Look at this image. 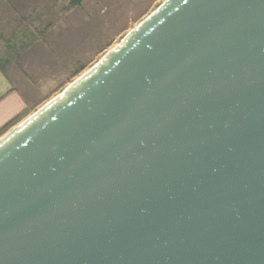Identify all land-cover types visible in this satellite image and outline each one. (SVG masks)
I'll return each instance as SVG.
<instances>
[{"label": "water", "instance_id": "1", "mask_svg": "<svg viewBox=\"0 0 264 264\" xmlns=\"http://www.w3.org/2000/svg\"><path fill=\"white\" fill-rule=\"evenodd\" d=\"M0 264H264V0H164L0 137Z\"/></svg>", "mask_w": 264, "mask_h": 264}, {"label": "rangeland", "instance_id": "2", "mask_svg": "<svg viewBox=\"0 0 264 264\" xmlns=\"http://www.w3.org/2000/svg\"><path fill=\"white\" fill-rule=\"evenodd\" d=\"M163 1L47 0L45 5L38 3L39 6L41 5L40 8L44 7V15H38V17L34 15V12L39 14L37 13L40 11L39 7L35 8L29 1L26 4L27 14L21 22V26L26 25L27 27L23 35L18 37V32L11 34L5 30L0 32V57L9 51L8 53H11L14 58L23 48L13 47L17 46L18 41H21L24 36L29 46H32L35 40H40L42 46L46 47H44L45 56L41 63L25 65L28 74L29 96L37 103L33 109H30L28 115L93 66ZM63 7H69L68 14L61 12ZM59 8L60 20L56 24L53 20L58 17ZM48 18L50 20L47 22ZM51 19H53V24ZM48 24L52 26L49 28ZM43 25H45L44 29L48 27L44 32L34 31L35 29L43 30ZM7 41H12L11 47H7ZM28 60L31 62L32 57L30 56ZM0 62L4 67L10 65L7 64L8 62L6 64Z\"/></svg>", "mask_w": 264, "mask_h": 264}, {"label": "crops", "instance_id": "3", "mask_svg": "<svg viewBox=\"0 0 264 264\" xmlns=\"http://www.w3.org/2000/svg\"><path fill=\"white\" fill-rule=\"evenodd\" d=\"M29 1H31V4L35 8L39 7L40 9V11L37 12L39 14H35L34 12V15H37V17L38 15H44V7L40 8L41 5L39 6L38 3L40 2L42 5H45L47 0H0V32L5 30L10 34L18 32V37L23 35L22 33L26 31L27 27L26 25L21 26V22L25 19L27 14L26 4H28ZM48 20H50V18L47 19V22ZM52 20L53 19H51V23ZM51 26L48 24L49 28ZM56 26L58 27V25ZM44 27L45 25H43V30L35 29L34 31L42 33V31L44 32V30L48 28L44 29ZM25 39L24 36L21 41H18L19 44L13 47L18 49L23 48L17 52L14 58L11 56V53H8L9 51H6L7 53L0 57V61L5 64L7 62V64H10L4 67L0 62V137L27 118L30 109H33L37 104L35 103L36 101L29 96L28 74L25 65L41 63L45 56V46H42L40 40H35L32 46H29ZM11 42L12 41H7V47H11ZM30 56L32 57L31 62L28 60ZM22 82L24 84L23 86Z\"/></svg>", "mask_w": 264, "mask_h": 264}, {"label": "trees", "instance_id": "4", "mask_svg": "<svg viewBox=\"0 0 264 264\" xmlns=\"http://www.w3.org/2000/svg\"><path fill=\"white\" fill-rule=\"evenodd\" d=\"M63 8H65L64 10H63ZM62 9H61V12L63 13V14H68V10H69V7L68 8H66V7H63ZM72 13V12H71ZM56 14H57V12H56ZM59 18V19H58ZM55 20L59 23V20H60V8H59V11H58V17L57 18H55ZM59 29V28H58Z\"/></svg>", "mask_w": 264, "mask_h": 264}]
</instances>
